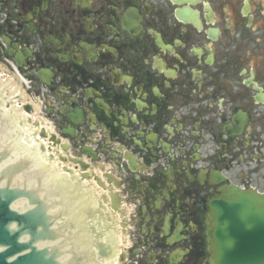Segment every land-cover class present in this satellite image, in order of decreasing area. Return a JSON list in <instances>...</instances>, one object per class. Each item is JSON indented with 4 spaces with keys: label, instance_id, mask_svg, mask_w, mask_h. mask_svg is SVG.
Here are the masks:
<instances>
[{
    "label": "flooded vegetation",
    "instance_id": "obj_1",
    "mask_svg": "<svg viewBox=\"0 0 264 264\" xmlns=\"http://www.w3.org/2000/svg\"><path fill=\"white\" fill-rule=\"evenodd\" d=\"M0 62L117 192L107 264H210L212 199L264 197V0H0Z\"/></svg>",
    "mask_w": 264,
    "mask_h": 264
},
{
    "label": "water",
    "instance_id": "obj_2",
    "mask_svg": "<svg viewBox=\"0 0 264 264\" xmlns=\"http://www.w3.org/2000/svg\"><path fill=\"white\" fill-rule=\"evenodd\" d=\"M10 104L0 82V264H104L113 243L91 197L42 157ZM210 205L211 264H264V197L229 189Z\"/></svg>",
    "mask_w": 264,
    "mask_h": 264
},
{
    "label": "bare ground",
    "instance_id": "obj_3",
    "mask_svg": "<svg viewBox=\"0 0 264 264\" xmlns=\"http://www.w3.org/2000/svg\"><path fill=\"white\" fill-rule=\"evenodd\" d=\"M9 82V81H8ZM14 87V86H13ZM15 89V88H14ZM13 92L15 93L16 92V90H13ZM28 129H29V131H30V133H33V132H37V134H38V136H40L39 135V131L41 130V129H39V130H35L34 129V127L33 126H31V128L30 127H28ZM40 140V137H37L36 138V140ZM48 140H45V142H47ZM48 143V142H47ZM48 145L50 146V152L51 153H53L55 156H54V160H53V162L54 163H57V161H59L58 160V158L60 159V153L59 152H57L56 151V148H54L53 146H52V144H50V143H48ZM73 174H76V172L75 171H73V170H70ZM89 179H87L86 181H85V183L86 184H89V185H91L92 186V184L88 181ZM93 183V182H92ZM95 185V184H94ZM108 189V188H107ZM95 195L97 196V197H99L100 195H99V193L98 192H96L95 193Z\"/></svg>",
    "mask_w": 264,
    "mask_h": 264
},
{
    "label": "rangeland",
    "instance_id": "obj_4",
    "mask_svg": "<svg viewBox=\"0 0 264 264\" xmlns=\"http://www.w3.org/2000/svg\"><path fill=\"white\" fill-rule=\"evenodd\" d=\"M34 99V101H36V99L35 98H33Z\"/></svg>",
    "mask_w": 264,
    "mask_h": 264
}]
</instances>
